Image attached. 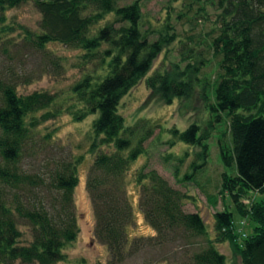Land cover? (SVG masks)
<instances>
[{
	"label": "trees",
	"instance_id": "trees-1",
	"mask_svg": "<svg viewBox=\"0 0 264 264\" xmlns=\"http://www.w3.org/2000/svg\"><path fill=\"white\" fill-rule=\"evenodd\" d=\"M119 1L0 0V42L12 31L5 11L32 2L40 20L36 32L25 31L26 43L36 51L60 44L80 53L77 68L83 75L71 87L66 109L75 122L93 117L94 141L89 153L96 147L95 140L100 146L113 148L110 153L95 154L85 180L94 218L93 237L106 247L108 264H120L146 249L178 242L188 247L194 239L207 235L202 217L183 210L191 197L150 170L139 171L134 184L138 208L154 235L128 237L133 215L124 175L143 153L142 144L152 131L141 129L142 135L133 146L131 140L140 128L125 124L117 110L119 101L147 76L156 57L179 35L168 20L157 31L143 30L137 0L125 6ZM197 2L183 0L175 20L191 24L198 12L207 17L203 9L207 5L214 18L213 35L206 34L210 37L207 52L191 47V37L179 40L178 62L168 71L155 70L145 85L165 105L188 99L200 88L207 114L204 125L192 123L183 132L174 128L170 132L175 140L199 150L191 171L206 166L208 141L223 124L216 148L229 172L220 175L218 194L228 196L241 220H250L255 227L251 236L243 237L235 231L232 214L217 211L213 238L190 256L183 250L178 255L179 264H225L224 255L215 247L225 242L240 264H264V0H206L194 9ZM108 16L113 21H107ZM90 63L94 69L83 73ZM60 110L61 104L52 94L22 96L11 84L0 87V264H57L64 259L65 246L78 233L73 192L82 157L54 162L47 178L30 175L21 167L32 131ZM189 177L185 175L184 180ZM250 193L261 198L247 205L245 198ZM21 224L29 227L31 235L25 245L20 243ZM183 248L179 246V250ZM175 252L173 257L179 254Z\"/></svg>",
	"mask_w": 264,
	"mask_h": 264
},
{
	"label": "rangeland",
	"instance_id": "rangeland-1",
	"mask_svg": "<svg viewBox=\"0 0 264 264\" xmlns=\"http://www.w3.org/2000/svg\"><path fill=\"white\" fill-rule=\"evenodd\" d=\"M134 1L136 0H120L119 5H129ZM182 1L175 0L170 3L169 0H137L143 30L157 31L168 20L170 25L176 28L179 38L156 57L147 76L119 101L117 110L125 124L140 128L131 140L132 145L137 142V138L141 137V129L149 127L148 129L152 131L142 144L143 153L132 162L128 172L124 175L126 193L133 215V225L128 228V237L131 239L154 235L138 208V191L134 184L135 175L139 171L146 173L150 170L156 171L174 189L191 197L185 201L183 210L186 213H198L202 217L207 235L194 239L193 244L191 243L188 247L185 242H178L165 248L146 249L120 264H179L181 260L178 259V255L183 250H186L188 255L193 254L205 246L207 239L213 238V215L217 211L225 210L231 213L235 231L238 234H244L243 237L251 236L255 227L252 221L241 220L228 196L221 198L218 194L221 188L220 175L225 171L229 172L222 165L216 148V140L223 129V124H219L216 132L208 141L206 166L199 169L192 168L191 171V163L195 160L194 156L199 150L175 140L170 132L173 128L178 132H183L192 123L200 124L201 127L204 125L207 114L199 94L201 93L200 88H196L188 99L174 100L171 105H165L145 85V79L155 70L168 71L172 64L178 62L181 45L179 40L188 41L185 38L191 37L189 41L194 43L191 47H194L197 52L205 54L208 50L207 44L210 37L206 34L213 35L212 28L214 27L211 9L205 5L203 9L209 15L203 17L201 15L205 14L198 12L199 14L194 16L191 24L185 20L176 21L175 17L181 9ZM197 3L194 9L207 2L199 0ZM5 14L12 31L0 42V87L11 84L18 95L22 96L33 92H46L52 94L61 104V113L41 123L32 131V139L28 141L21 157L22 170L30 175L47 178L54 167V162L70 161L74 157H82V162L76 170L77 184L73 192L78 233L75 240L65 246L64 259L57 264H108L106 247L93 237L94 218L85 180L88 167L95 154L110 153L113 148L100 146L95 140L96 147L92 153H89L90 145L94 141L91 129L93 117L89 116L75 122L66 109L70 102L68 99L71 87L83 75L82 70L77 68L80 53L78 50L60 44H49L46 51H36L26 43L25 31L36 32L40 20V15L32 2L8 9ZM106 20L113 21V17L108 16ZM150 35H153L152 38L156 37L155 33ZM93 69L94 65L90 63L83 73H90ZM204 72L207 74L209 70L206 69ZM171 142H174V145H171ZM194 172L199 174L195 175ZM185 175L190 177L184 180ZM193 175H195L194 178H191ZM35 190V193H39L38 189ZM211 196L216 198L215 205L212 204ZM260 198V195L250 193L247 194L245 203L248 205L259 201ZM240 221L243 224L240 225ZM19 230L21 232L20 243L25 245L30 242L29 227L21 224ZM243 237L240 238L241 242ZM182 245L185 248L179 250V246ZM215 247L219 253L224 255L225 264H240L239 257L227 242L216 243ZM174 250H178L179 253L175 255L176 257H173L176 253Z\"/></svg>",
	"mask_w": 264,
	"mask_h": 264
}]
</instances>
